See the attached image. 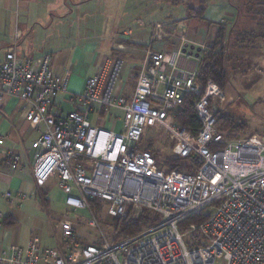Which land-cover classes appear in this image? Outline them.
<instances>
[{
	"label": "built area",
	"instance_id": "1",
	"mask_svg": "<svg viewBox=\"0 0 264 264\" xmlns=\"http://www.w3.org/2000/svg\"><path fill=\"white\" fill-rule=\"evenodd\" d=\"M152 30L151 42L175 33L164 22ZM185 42L181 37L168 52L143 49L145 59L129 97L117 85L123 60H107L71 96L77 108L66 113L53 110L57 96L67 92V80L53 73L52 55H25L15 42L7 47L0 61V99L11 96L27 105L25 119L39 131L31 143L34 186L41 189L57 179L66 213L56 225L57 247H42L33 235L24 248H0V264H264V139L258 134L228 138L217 129L216 113L236 95L212 80L199 81L205 45L194 44L191 50ZM180 58L193 59L195 67L179 69ZM187 93L196 96L193 106L201 124L196 135L175 122V110ZM151 120L176 139L174 157L189 158L195 171L161 167L143 147ZM3 142L0 136L8 163L20 164L19 154L2 149ZM16 195L19 202L32 197ZM3 197L13 202L11 192ZM92 199L107 202L110 219L136 220L150 211L159 220L135 234L113 228L106 236ZM81 211L89 212L83 221L76 217ZM199 212L207 218L180 227ZM2 220L0 213V226ZM78 224L96 229L97 240H81L74 229Z\"/></svg>",
	"mask_w": 264,
	"mask_h": 264
},
{
	"label": "rangeland",
	"instance_id": "2",
	"mask_svg": "<svg viewBox=\"0 0 264 264\" xmlns=\"http://www.w3.org/2000/svg\"><path fill=\"white\" fill-rule=\"evenodd\" d=\"M210 1L207 0L206 5H209ZM2 2L5 6L0 9L2 15L0 16L2 21L0 23V56L5 53L6 45L14 44V42L17 44L18 52L31 57L49 53L52 55L51 69L58 75L60 74L57 71L70 69L69 60L76 52L81 55V58L72 62L73 68L81 69L82 64H87L89 68L87 73H94L98 67L100 69L102 67L101 58L107 56L115 58L114 52L107 43L119 40L123 31L128 30L133 34V39L141 40L142 44L146 43L151 30L150 26L155 22H164L170 29L175 30L174 36L177 37L187 31L194 34L195 26L205 31V39L208 35L206 27L197 23L191 25L185 20L187 6H198L199 0H87L79 8L74 7L69 16L55 17L52 21L50 17L49 20L47 19L48 22L45 17H42L43 0H34V4L35 2L39 4V15L34 16L35 11L29 10L27 17L23 15L27 7L24 0H0V4ZM17 28L21 29L22 33L16 34ZM170 39L175 40L171 37ZM163 42L166 43L161 47L167 52L178 45V43L175 46L169 45L167 43L170 42L169 38ZM93 45L96 46L91 49L90 46ZM156 45L160 46L159 43ZM120 57L128 63L121 76V81L126 83L131 76L130 69L136 68L137 61H133L129 54H121ZM261 71H263L262 74L259 73L261 75L253 83L249 81L257 74L256 72H260L258 70L249 71L246 77H233L230 82V87L235 91L233 93L236 96L225 107L227 111L247 123L246 130L239 138L258 134L264 139V70ZM63 109L67 111L66 106ZM112 114H119V112L112 111ZM120 126L121 123L118 122L116 129L118 130ZM149 142L159 161H165L167 157L175 158L178 150L176 139L153 120L149 122L143 139L144 144ZM180 163L192 166L195 171V166L189 159L182 158ZM30 194L32 197L25 199L18 208L22 213L18 217V222L10 227L14 236L13 243L25 244L28 238L34 235L40 238L42 247H57L61 235L56 225L66 213L65 194L58 188L55 178H51L41 189L34 187ZM15 204H18L16 199L13 206ZM107 205L106 201H100L97 206L99 213L96 215L103 233L110 236L113 234V228L110 218L106 215ZM88 213V211H81L76 217L83 221ZM70 218L74 216L70 214ZM77 233L81 240L89 242L99 237L96 229L83 224L78 226ZM184 240L187 242L189 237L185 236Z\"/></svg>",
	"mask_w": 264,
	"mask_h": 264
},
{
	"label": "crops",
	"instance_id": "3",
	"mask_svg": "<svg viewBox=\"0 0 264 264\" xmlns=\"http://www.w3.org/2000/svg\"><path fill=\"white\" fill-rule=\"evenodd\" d=\"M44 1V7L42 8L43 14L42 17H45L46 20L52 18L59 17V16H69L71 12H73L74 7L82 6L87 0H43ZM24 2L27 4L26 13H23L25 17L28 16V11H35L34 16H38L40 8L39 4L35 2L34 0H24ZM2 2L0 5H3ZM35 5V8H34ZM5 6L0 7L2 9ZM19 13V10H18ZM0 16L1 12H0ZM236 16V10L233 6H231L227 0H211L209 5L206 7V11L204 13V18L206 22H219L223 23L225 25H229L233 22L234 18ZM47 20V22H48ZM185 20L187 23L189 22L191 25H195L197 23L198 25H202L206 27L208 35L207 39H205V31L199 30L197 26H195V33H191L190 31H187L186 33H181L178 37L173 36L170 40L169 45L175 46L177 43L179 45L181 41V37H184L185 44L188 45H206L210 34L214 32L213 28H210V26L207 23L203 22H197L192 19H188L187 15L185 16ZM2 21H0L1 23ZM155 22L154 24H156ZM152 24L150 26V34L148 37V40L146 43L141 42V40L133 39L132 33L130 30L123 31V35L119 37V40H114L111 43H107V45L110 46L111 50L114 52L115 58H110L107 56L106 58H101L100 63L103 65L107 60H113L120 58L122 59L121 54H129V57H132L133 61H137L136 68L134 70L130 69V77L128 78V82H122L121 76L123 70L127 68L128 63L123 60L124 65L123 69L118 81V84L120 86L119 93L129 97L134 89L137 76L141 70V67L143 65L144 59H145V52L143 49L145 48H152L154 50H161L163 49L161 46L165 45L166 42L162 41H152V34L153 30ZM27 26V25H26ZM169 27V26H168ZM170 28V27H169ZM16 34L22 33V30L17 28ZM125 32H130V35L127 36ZM159 43L160 46H157L156 44ZM12 44V43H11ZM11 44L6 45L9 47ZM87 45V44H86ZM177 45V46H178ZM89 46V45H88ZM96 46V45H95ZM95 46H90L91 49L95 48ZM120 46V47H119ZM176 48V47H175ZM4 55V54H3ZM3 55L0 56V61L3 59ZM120 55V56H119ZM35 57V56H34ZM81 58V55H79L77 52L74 53L73 57L70 58L69 64L70 69L62 70L61 72L57 71L60 75L56 74L57 76L64 77L67 80V92H63L57 96L54 102L53 110H57L60 113H66L67 111L73 110L77 108L76 103L71 100V96L77 93H80L83 89L85 80L92 76L96 71H99L96 69V71L93 73H87L88 65L82 64L81 69L73 68L72 62L76 59ZM98 59V58H97ZM96 59V60H97ZM126 62V63H125ZM99 63V65H101ZM94 64H96V61L94 59ZM126 64V66H125ZM95 66V65H94ZM195 67V62L193 59H184L180 58L178 60V68L185 71H190ZM260 71L256 72L253 79L249 81V83H253L256 81V78L262 74L264 70V55L259 58V61L257 62V66L251 70V71ZM96 72V73H97ZM95 73V74H96ZM261 73V74H259ZM248 74V73H247ZM245 74L241 77L248 76ZM236 78H239V75L235 76ZM231 84H229L227 91L228 92H235L231 89ZM66 106V110L64 111L63 107ZM225 111L228 109L225 107ZM27 110V105L11 96H4L0 99V136L4 137V142L2 149L4 150H13L14 152H17L20 156V164L17 166L11 165L8 163V160L5 157L4 152L0 151V213L3 215V220L5 219L10 224H1L0 226V248L13 245L16 247L24 248L25 244H15L13 243V233L10 230V227L15 226V223L18 222V217L22 214L18 208L21 207V203L24 201H18L17 199V193L23 192L26 194H30V192L34 189V183H33V174H32V165L34 161V154L35 149L32 148L31 143L37 139L39 136V131L29 126L25 119V113ZM117 112V111H116ZM229 112V111H228ZM9 191L11 192L13 196V202L8 203L5 201L3 194ZM14 194V195H13ZM18 201V204H15L13 206L14 200ZM32 236V235H31ZM30 236V237H31ZM29 237V238H30ZM28 238V239H29ZM28 241V240H27Z\"/></svg>",
	"mask_w": 264,
	"mask_h": 264
},
{
	"label": "trees",
	"instance_id": "4",
	"mask_svg": "<svg viewBox=\"0 0 264 264\" xmlns=\"http://www.w3.org/2000/svg\"><path fill=\"white\" fill-rule=\"evenodd\" d=\"M206 2L207 0H199L198 6L188 5L186 14L188 19L205 22L214 29L200 56L198 79L202 84L212 80L221 89H227L233 77L244 76L253 70L259 58L264 55V0H227L236 10V16L229 25L206 22L203 17ZM195 98L194 94H185L182 103L175 110V122L193 135H196L201 127L193 106ZM216 120L217 129L228 138H239L247 128L245 121L225 109L216 113ZM151 146V142L143 145L150 149L157 159L158 156ZM157 161L161 167L178 171L186 172L193 168L188 164H181L180 159L173 157ZM100 201L90 200V206L95 213H99L97 206ZM206 218L204 212H199L181 222L180 227L184 229L190 223H197ZM158 220L157 215L144 211L136 220L116 217L110 219V222L112 228L123 234H135ZM3 223L10 224L5 219L2 220ZM79 225L74 228L76 233Z\"/></svg>",
	"mask_w": 264,
	"mask_h": 264
},
{
	"label": "water",
	"instance_id": "5",
	"mask_svg": "<svg viewBox=\"0 0 264 264\" xmlns=\"http://www.w3.org/2000/svg\"><path fill=\"white\" fill-rule=\"evenodd\" d=\"M185 49H186V47H188V44H185ZM190 49L192 50L193 49V46H190ZM199 52H200V48H196V53L194 54V56H198L199 55Z\"/></svg>",
	"mask_w": 264,
	"mask_h": 264
}]
</instances>
